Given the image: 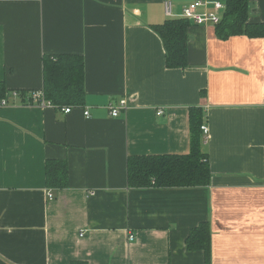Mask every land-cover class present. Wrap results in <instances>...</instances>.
Wrapping results in <instances>:
<instances>
[{"label": "crops", "instance_id": "0c3cea01", "mask_svg": "<svg viewBox=\"0 0 264 264\" xmlns=\"http://www.w3.org/2000/svg\"><path fill=\"white\" fill-rule=\"evenodd\" d=\"M193 1L0 0L5 90L41 89L44 56L60 53L83 56L85 85L68 113L0 107V264H264V37L190 21L187 67H166L152 26ZM248 20L264 22V0ZM191 106L208 127L209 185L130 187L129 156L189 152ZM47 159L67 162L66 187L46 186ZM203 221L208 261L185 247Z\"/></svg>", "mask_w": 264, "mask_h": 264}, {"label": "trees", "instance_id": "16d2710c", "mask_svg": "<svg viewBox=\"0 0 264 264\" xmlns=\"http://www.w3.org/2000/svg\"><path fill=\"white\" fill-rule=\"evenodd\" d=\"M225 9L215 33L225 39L242 31L249 36L264 37V22L248 20L249 0H223ZM190 21L184 17L167 18L153 25L165 50L168 68H185L187 62V27ZM43 84L40 89L45 99L54 107L83 106L85 101L84 59L80 54L60 53L43 58ZM0 82V97L5 96ZM22 99L25 92L21 93ZM190 149L186 154L132 155L127 158V182L130 187H205L210 183L208 154L203 150L201 125L204 112L200 107H189ZM68 180L65 160L45 161V183L49 188H64ZM211 230L208 221L200 222L189 230L185 238L187 250H200L208 261ZM80 264V263H70Z\"/></svg>", "mask_w": 264, "mask_h": 264}, {"label": "built area", "instance_id": "2783aa9c", "mask_svg": "<svg viewBox=\"0 0 264 264\" xmlns=\"http://www.w3.org/2000/svg\"><path fill=\"white\" fill-rule=\"evenodd\" d=\"M207 2H211L214 7V11H204L198 12L197 9L207 4ZM223 8V3L220 0H195L192 3L185 5L182 9V17L188 19L189 21L195 24H215L220 21L221 17L218 15L217 11ZM21 90H12L8 91V93L0 97V107L8 106L10 104H16L15 101H18L20 105H28L35 107H46L51 106V104L45 99L43 92L39 90L34 91H24L25 97L22 99ZM126 102L125 100H120L117 106H109V111L111 116L115 117L118 115L120 109H125ZM73 109V107H62L61 111L64 113H68ZM84 115H89L88 109H83ZM163 113L162 110L157 111V115H161ZM201 130L204 134L205 140L208 139V127L203 124L201 125ZM49 198L52 197L51 193H48ZM128 239L133 240V233L128 234Z\"/></svg>", "mask_w": 264, "mask_h": 264}]
</instances>
